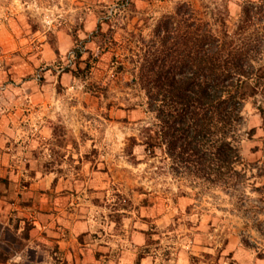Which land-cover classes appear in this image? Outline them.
I'll return each instance as SVG.
<instances>
[{
	"label": "rangeland",
	"instance_id": "374dc122",
	"mask_svg": "<svg viewBox=\"0 0 264 264\" xmlns=\"http://www.w3.org/2000/svg\"><path fill=\"white\" fill-rule=\"evenodd\" d=\"M181 1L203 0H0V264H62L54 237L99 264H264V94L243 110V178L219 189L145 152L118 68Z\"/></svg>",
	"mask_w": 264,
	"mask_h": 264
},
{
	"label": "trees",
	"instance_id": "16d2710c",
	"mask_svg": "<svg viewBox=\"0 0 264 264\" xmlns=\"http://www.w3.org/2000/svg\"><path fill=\"white\" fill-rule=\"evenodd\" d=\"M118 66L151 117L145 152L160 150L214 188H236L243 110L264 94V0H203L198 9L181 1L132 53L131 67ZM257 110L264 121V106Z\"/></svg>",
	"mask_w": 264,
	"mask_h": 264
},
{
	"label": "crops",
	"instance_id": "0c3cea01",
	"mask_svg": "<svg viewBox=\"0 0 264 264\" xmlns=\"http://www.w3.org/2000/svg\"><path fill=\"white\" fill-rule=\"evenodd\" d=\"M48 241H53L54 243L58 244L60 247V250L63 252V261L62 264H87V263H91V264H99L98 263V259L96 258V249H93L94 251L92 252L94 256H91V253H89L86 258H82L80 256H77L76 254H72L71 250H72V243H68V240L66 238H61V237H54V240L48 239ZM80 247L82 246L81 244L79 245ZM83 248V247H82ZM71 249V250H70ZM98 257H100V259H102V263L103 264H125V260L124 258L121 260V262H116V260H114L111 256H105V258L101 257L102 255H100V252L103 251H98ZM83 255V254H82ZM132 260V259H131ZM141 264H154L152 259L149 258H143L141 259ZM130 264H133L132 261L130 262ZM181 264V263H179ZM186 264V263H183Z\"/></svg>",
	"mask_w": 264,
	"mask_h": 264
}]
</instances>
